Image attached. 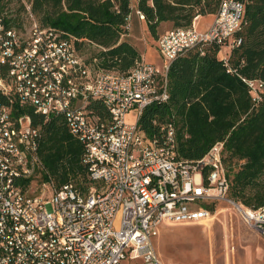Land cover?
<instances>
[{"label":"built area","instance_id":"built-area-1","mask_svg":"<svg viewBox=\"0 0 264 264\" xmlns=\"http://www.w3.org/2000/svg\"><path fill=\"white\" fill-rule=\"evenodd\" d=\"M6 2L0 0V264H171L162 262L153 239L163 221L207 220L211 205L225 198L223 141L186 160L177 155L172 123L161 124L160 136L150 138L137 122L147 106L168 101V68L188 49L217 44L228 66L229 52L241 43L236 32L244 3L221 0L205 29L192 22L161 34L162 69L141 61L120 75L90 69L79 55V40L42 27L28 4L30 27L21 32L22 23L5 21L12 17ZM130 24L128 15L123 35ZM243 80L258 102L264 81ZM89 99H99L109 117L92 114ZM26 107L44 118H65L70 134L84 144L91 182L86 189L53 181L41 182L49 191L32 188L43 170L41 134ZM132 109L135 120L128 124ZM235 205L245 224L264 236V205Z\"/></svg>","mask_w":264,"mask_h":264},{"label":"trees","instance_id":"trees-1","mask_svg":"<svg viewBox=\"0 0 264 264\" xmlns=\"http://www.w3.org/2000/svg\"><path fill=\"white\" fill-rule=\"evenodd\" d=\"M220 1L30 0V5L42 27L79 40L77 48L84 41L98 46L92 56L95 67L127 75L141 62L139 48L123 35L128 15L140 11L155 38L164 23L186 27L198 15H214ZM239 1L244 3L241 28L236 32L241 43L229 52L228 66L223 65L217 44L188 49L168 68V101L147 106L137 124L152 138L160 136L161 124L172 123L177 155L186 160L200 158L215 142L223 141L228 196L258 208L264 205V94L254 102L243 79L264 81V0ZM17 19L5 17L19 27ZM87 109L99 119L109 117L99 99H89ZM24 112L41 134L40 182L53 181L57 186L72 182L86 189L91 182L83 163L84 144L70 134L65 118L61 114L44 118L32 107Z\"/></svg>","mask_w":264,"mask_h":264},{"label":"rangeland","instance_id":"rangeland-1","mask_svg":"<svg viewBox=\"0 0 264 264\" xmlns=\"http://www.w3.org/2000/svg\"><path fill=\"white\" fill-rule=\"evenodd\" d=\"M6 3L11 9L12 16L18 18L17 20L23 24L21 32L28 31L31 17L25 9V4L30 5V0H7ZM32 15L37 20L33 13ZM133 20L132 26L130 25L124 37L130 39L139 48L142 53L141 61L145 59L162 69L163 58L157 48V38L173 28L171 23L162 24L154 38L144 27L135 26ZM207 23L208 17L199 16L195 25L203 29ZM98 50V46L87 41L78 46L80 57L90 69L95 67L92 56ZM134 120L135 110L132 109L127 113L125 121L130 124ZM262 179L264 181V176ZM31 186L39 190L40 175L36 176ZM41 188L49 191L50 186L46 185ZM235 203L240 204L231 199L227 193L224 199L215 201L213 214L207 220L200 223L197 221L180 223L163 221L159 226L158 234L154 237V246L162 262L171 264H264V239L252 233L242 220ZM118 221L119 219L115 223L116 228Z\"/></svg>","mask_w":264,"mask_h":264},{"label":"crops","instance_id":"crops-1","mask_svg":"<svg viewBox=\"0 0 264 264\" xmlns=\"http://www.w3.org/2000/svg\"><path fill=\"white\" fill-rule=\"evenodd\" d=\"M199 16H200V15H198V16H196V17L194 18V23L196 22V20H198ZM202 16H206V17H208V23H207L206 26L203 28V29H205V28L208 27L209 24L212 22V20H213V18H214V15H213V14H208V15H202ZM133 18H135V19L133 20ZM132 20H133L135 26L138 25V26H140V27H144L145 29H147V26H146L144 20H143V19H140L139 16H138L135 12L132 14V17H131V24H132ZM131 24H130V25H131ZM131 26H132V25H131ZM147 30H148V29H147ZM140 52H141V51H140ZM225 52H226V51H225L224 49H222L221 52L219 53V56H220V57L223 56V54H224ZM141 56H142V53H141ZM142 59H144V58L142 57ZM142 61H143V62L150 63V62L146 61L145 59L142 60ZM152 64H154V63H152ZM154 65H155V64H154ZM202 221H203V220H202ZM202 221H197V222L200 223V222H202ZM250 229H251V228H250ZM251 231H252V233H254V235H255L256 237L264 239V236H262L258 231H255V230H253V229H251ZM153 243H154V239H153Z\"/></svg>","mask_w":264,"mask_h":264}]
</instances>
